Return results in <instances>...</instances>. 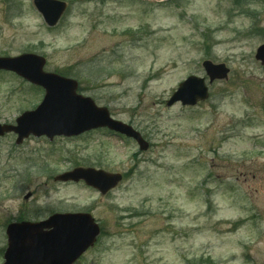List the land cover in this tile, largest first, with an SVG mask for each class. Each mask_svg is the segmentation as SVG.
Wrapping results in <instances>:
<instances>
[{"label":"rangeland","instance_id":"1","mask_svg":"<svg viewBox=\"0 0 264 264\" xmlns=\"http://www.w3.org/2000/svg\"><path fill=\"white\" fill-rule=\"evenodd\" d=\"M65 1L68 13L49 28L33 0H0V56L45 57L46 71L77 79L151 147L106 130L20 146L13 134L0 138V264L7 222L86 209L111 232L100 264H264V67L255 60L264 0ZM208 59L226 64L229 80L194 108H167L182 81L206 76ZM43 97L0 73V123ZM78 166L124 180L105 198L54 182Z\"/></svg>","mask_w":264,"mask_h":264},{"label":"water","instance_id":"2","mask_svg":"<svg viewBox=\"0 0 264 264\" xmlns=\"http://www.w3.org/2000/svg\"><path fill=\"white\" fill-rule=\"evenodd\" d=\"M161 1V0H159ZM168 1V0H165ZM35 6L50 27H55L67 10V4L58 0H34ZM256 60L264 65V45L258 48ZM46 59L35 54L18 57H0V70L17 74L32 85L45 90L40 105L22 113L15 125L0 124V137L7 133L17 135L16 144L21 145L31 136L73 137L84 133L108 128L134 139L141 151L149 149V143L132 126L111 117L108 108L98 107L93 99L79 95L77 81L45 71ZM210 83L227 80L230 70L224 64L215 65L211 61L203 64ZM210 97L204 78L191 76L182 82L166 105L177 103L196 106ZM98 189L103 195L118 186L120 174H111L92 168H77L56 178L61 182H80ZM31 195H27L29 198ZM50 228L49 234L37 230ZM100 229L90 215L55 214L48 220L36 224L13 223L7 229L8 248L4 264H34L42 254H49V264H72L90 246L94 245Z\"/></svg>","mask_w":264,"mask_h":264},{"label":"flooded vegetation","instance_id":"3","mask_svg":"<svg viewBox=\"0 0 264 264\" xmlns=\"http://www.w3.org/2000/svg\"><path fill=\"white\" fill-rule=\"evenodd\" d=\"M140 2L141 3H155V4H166L167 3V2L143 1V0H141ZM33 7L35 8L37 13L39 14V11L34 4V0H33ZM81 212L91 213L94 216L95 211L92 209H86V210L81 211ZM24 220L29 221L28 219H23L21 221H24ZM43 220H45V219L31 220V221L39 222V221H43ZM96 220L101 227V233L97 239V243L93 247H90L85 253H83V255H81V257L78 260H76L73 264H100L102 242L104 240H106L107 238L111 237V232L105 227V223L103 222V220H100L97 218H96ZM37 231L39 233H42V234H49L52 231V229L45 228V229H41V230H37ZM42 255L43 256H41V257L39 256V260L37 262H35L34 264H49L48 262H49V259L51 258V256L47 253L42 254Z\"/></svg>","mask_w":264,"mask_h":264},{"label":"trees","instance_id":"4","mask_svg":"<svg viewBox=\"0 0 264 264\" xmlns=\"http://www.w3.org/2000/svg\"><path fill=\"white\" fill-rule=\"evenodd\" d=\"M207 260H208V262H206V260L203 259V260H201V263H202V264H204V263H207V264H213L212 260H210V259H207Z\"/></svg>","mask_w":264,"mask_h":264}]
</instances>
